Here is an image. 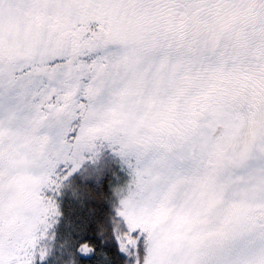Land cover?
Listing matches in <instances>:
<instances>
[{
  "label": "snow or ice",
  "instance_id": "snow-or-ice-1",
  "mask_svg": "<svg viewBox=\"0 0 264 264\" xmlns=\"http://www.w3.org/2000/svg\"><path fill=\"white\" fill-rule=\"evenodd\" d=\"M104 147L111 216L66 217ZM55 253L264 264V0H0V264Z\"/></svg>",
  "mask_w": 264,
  "mask_h": 264
},
{
  "label": "trees",
  "instance_id": "trees-1",
  "mask_svg": "<svg viewBox=\"0 0 264 264\" xmlns=\"http://www.w3.org/2000/svg\"><path fill=\"white\" fill-rule=\"evenodd\" d=\"M98 159L94 163L96 166L81 167L71 178V188H65L62 195L58 198L60 206L65 216L75 219L76 217H90L95 221H106L113 212L115 197L112 189L114 180L117 178V166L107 147L101 149ZM113 158V159H112ZM116 177V178H115ZM73 188L81 195L77 198L73 195ZM66 228L62 220L58 226V235L63 237ZM58 253L50 258V264H55Z\"/></svg>",
  "mask_w": 264,
  "mask_h": 264
},
{
  "label": "rangeland",
  "instance_id": "rangeland-1",
  "mask_svg": "<svg viewBox=\"0 0 264 264\" xmlns=\"http://www.w3.org/2000/svg\"><path fill=\"white\" fill-rule=\"evenodd\" d=\"M102 151H100V153H102ZM109 153L112 157L116 158V161L113 159V163L116 164L117 166V170H118V173H117V178L114 180V187H116L117 185H121V184H124L127 180H128V175H127V171L125 169V167H123L121 165V161L119 159V157H117L113 152L112 150H109ZM96 165L94 163H92L91 161H88V162H85L84 165H82V167H84L85 169H87V167H95Z\"/></svg>",
  "mask_w": 264,
  "mask_h": 264
}]
</instances>
